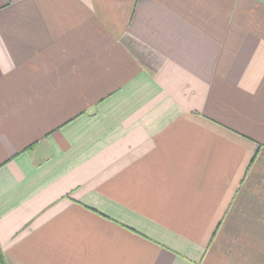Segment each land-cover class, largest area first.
Instances as JSON below:
<instances>
[{"label": "crops", "instance_id": "obj_1", "mask_svg": "<svg viewBox=\"0 0 264 264\" xmlns=\"http://www.w3.org/2000/svg\"><path fill=\"white\" fill-rule=\"evenodd\" d=\"M8 264H264V0H0Z\"/></svg>", "mask_w": 264, "mask_h": 264}, {"label": "trees", "instance_id": "obj_2", "mask_svg": "<svg viewBox=\"0 0 264 264\" xmlns=\"http://www.w3.org/2000/svg\"><path fill=\"white\" fill-rule=\"evenodd\" d=\"M0 264H8L5 260V257L3 255V252L1 250V247H0Z\"/></svg>", "mask_w": 264, "mask_h": 264}]
</instances>
